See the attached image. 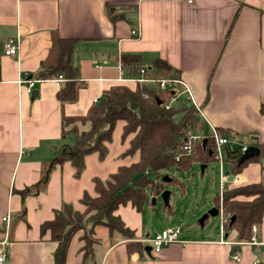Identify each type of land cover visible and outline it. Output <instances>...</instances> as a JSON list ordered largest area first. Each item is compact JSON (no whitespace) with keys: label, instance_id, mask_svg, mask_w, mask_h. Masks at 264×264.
<instances>
[{"label":"crops","instance_id":"1","mask_svg":"<svg viewBox=\"0 0 264 264\" xmlns=\"http://www.w3.org/2000/svg\"><path fill=\"white\" fill-rule=\"evenodd\" d=\"M53 32L77 40L71 63L78 70V81L76 98L71 102L60 103L56 98L64 80H36L31 92L18 82L20 78L35 80ZM10 38L18 41L14 56L4 54V44ZM122 54L139 55L141 68L150 73L155 59L165 61L177 71L191 100L201 109L203 125L210 131L229 129L234 134L230 140L246 147L264 144V116L258 112L259 105L264 103V0H0L3 264H53L56 243L48 231L41 233V224L52 220L54 212L64 205L83 212L82 196H96L94 178L105 180L119 167L138 160L137 154L120 157L130 137L121 139L123 122H118L103 160L97 153L87 155L77 178L69 162L56 165L42 190L25 197L19 194L38 182L42 166L54 158L62 144L73 143V136L62 135V118L85 117L101 95L111 89L135 90L141 84L153 87L152 83H140L136 77L126 75L120 64ZM143 78L154 80L152 76ZM229 150L231 147H223V162H218V196L226 187L264 181V159L250 162L238 174L231 175L229 160L225 162ZM163 209L170 216V208ZM114 215L135 232L134 239L110 234L105 226L96 225L91 227L96 241L93 259H82L84 243L81 232H77L69 243L65 264L264 262V218L254 235L258 245L236 242L234 232L225 239L221 226L220 235L211 231L196 236L180 235L181 242L148 256L144 251L129 252L127 244L148 246L140 240L176 226H162L150 233L149 224L144 232L139 212L130 204L120 206ZM4 217L5 222L1 220ZM233 247L239 250L231 253Z\"/></svg>","mask_w":264,"mask_h":264},{"label":"trees","instance_id":"2","mask_svg":"<svg viewBox=\"0 0 264 264\" xmlns=\"http://www.w3.org/2000/svg\"><path fill=\"white\" fill-rule=\"evenodd\" d=\"M50 42L48 53L34 78L38 81L62 78L65 83L56 93L57 100L60 103L74 101L78 70L71 63V53L77 40L62 38L53 32ZM120 64L128 77L152 76L154 80L168 81L179 79L178 72L161 59L152 62L151 73L146 70L143 74H140L141 60L137 54H122ZM152 86L141 84L135 90L126 87L111 89L101 95L85 117L62 118V135L73 136V143L62 144L54 158L42 166L38 182L19 192L22 197L38 193L45 187L52 168L64 162H69L74 168V177H79L87 155L97 153L100 160L106 157L108 153L106 145L112 140L115 126L118 122H123L121 139L125 140L128 137L130 139L128 147L120 157H132L137 154L138 160L129 166L119 167L105 180L94 178L92 182L96 196L90 197L87 194L82 196L80 203L85 207L83 213L75 211L71 205H64L54 212L52 220L41 224V233L48 231L50 239L56 243L53 264H65L72 237L87 224L91 227L103 225L110 234L117 233L124 238L134 239L135 232L114 215L120 206L130 204L140 212L148 194L151 197H158L164 190L161 172L174 170L183 175L191 170L194 163L206 167L215 161L213 155L209 154L212 142L209 135L200 136V140L192 145L189 155L178 156L184 138L189 132L199 135L203 123L190 101L183 102L180 96L175 95L170 89L160 90L158 83ZM158 101L161 104H158ZM166 103H170L168 109L164 107ZM258 112L264 116V103L259 105ZM178 113L181 114V119L175 122L174 116ZM215 130L219 136L234 138L229 129ZM204 139L206 143L203 148ZM258 149L257 157L241 165H237L239 150L236 152L229 150L225 162L229 160L230 174L236 175L248 163L263 160L264 144L258 145ZM170 179L171 184L178 182L173 176H170ZM213 201L215 208L221 211L224 234L234 232L236 242H250L258 233L264 218V181L226 187ZM166 208L169 211L170 207ZM90 213L93 214L86 216ZM19 216L20 218L23 216V210ZM81 240L84 243L81 249L82 259L90 261L93 259L96 241L86 236H81ZM127 248L129 252L144 251L140 243L129 242Z\"/></svg>","mask_w":264,"mask_h":264},{"label":"rangeland","instance_id":"3","mask_svg":"<svg viewBox=\"0 0 264 264\" xmlns=\"http://www.w3.org/2000/svg\"><path fill=\"white\" fill-rule=\"evenodd\" d=\"M185 95L187 98L189 97L182 88H179V96L183 102L187 101ZM173 103L174 102H172V104ZM180 119V113L174 116L175 122L180 121ZM201 130L199 136H210V130L206 124L205 126L203 125ZM230 146L228 145V148H230ZM200 166L199 163H194L191 170L183 175H179L174 170L160 173L161 177L168 175L178 180L175 184L164 183V190L170 192L168 204L171 213L170 216L164 213L166 210L163 209L164 205L160 196L156 197V204L152 207L150 203L152 197L148 196V194L147 201L139 212V218L144 224V232L146 230V225L150 224V233L155 230H161L162 226L163 228L176 226L180 227L181 236L183 235L184 237L196 236L199 234L203 235V233L207 231L220 235L221 226L223 224L220 214L206 219L202 228L198 224L199 218L213 208V199L217 197L220 192V186H218L220 167L218 162L214 161L213 163H209L206 168H204L203 172H201ZM91 214L93 213L86 216ZM84 221L86 222V220ZM78 232H81V236L93 239L90 224H87L84 229H80Z\"/></svg>","mask_w":264,"mask_h":264},{"label":"built area","instance_id":"4","mask_svg":"<svg viewBox=\"0 0 264 264\" xmlns=\"http://www.w3.org/2000/svg\"><path fill=\"white\" fill-rule=\"evenodd\" d=\"M132 34L134 35L135 32H132ZM17 51H18L17 39L16 38L8 39L4 44V54L6 56H14L17 53ZM144 71L145 70L142 68L140 70V74H143ZM57 80H63V79L59 77ZM136 80L140 83H158L160 90L170 89L177 96H179V88H182L184 90V92L187 93V95L189 96L191 105L194 106L199 118L201 119V117H202L201 109L199 108L198 105H196L191 100L190 93L188 92V89L186 88L184 82L181 79H173V80H169V81L165 80V79L147 80V79H144L143 76H140V77L136 78ZM18 82L20 84H24L26 86L27 92H31L34 84L37 81L34 79L32 80L31 78H29V79L20 78L18 80ZM164 107L166 109H168L170 107V103L164 104ZM209 134H210V137L212 139L211 149H210L209 153L211 155H213L215 161L219 162L220 164L223 162V147L228 146V145L230 146L233 143L240 144L239 142H233L232 140H230V138H228L225 135L219 136L214 128H211V131ZM199 140H200L199 135H196V134L189 132L188 135L184 138V144L181 147L180 153L178 154V156L189 155L191 152L192 145ZM240 145H241V149L239 150V152L241 154L243 151H245L246 146H244L242 144H240ZM221 176H222V173H221ZM222 178L226 180V177L222 176ZM221 187H223V185ZM220 195H221V193H220ZM219 212L221 214L220 210H219ZM1 220L3 222H5V221H7V218L4 217ZM180 235H181L180 227H172V228L165 229V230L161 231L160 233L155 234L150 239H142L140 241L142 243L144 242V244H147L150 247V252L148 255V256H150L151 253L157 254L164 247H166L172 243L181 242L180 241ZM250 244L258 245V243L256 242L254 237L251 239ZM234 258L236 259L237 257L234 256ZM4 260H5V256H4L2 247L0 246V264H3Z\"/></svg>","mask_w":264,"mask_h":264},{"label":"water","instance_id":"5","mask_svg":"<svg viewBox=\"0 0 264 264\" xmlns=\"http://www.w3.org/2000/svg\"><path fill=\"white\" fill-rule=\"evenodd\" d=\"M158 104H161L160 101L157 102ZM205 143H206V139L202 140V145H203V148L205 146ZM241 149V145L238 144V143H233L231 145V150L233 152H236L238 150ZM210 154V153H209ZM259 155V149L257 147H254V146H247L245 151H243L238 160H237V165H241L242 163H244L245 161L253 158V157H257ZM205 166L204 165H201L200 166V171L203 172ZM225 175L227 176L228 175V172L225 173ZM232 176L229 177V181H232ZM171 179L168 175H164L161 177V182L162 183H170ZM162 202H163V205L165 207H168L169 204H168V201H169V196H170V192L167 191V190H163L161 192V194L159 195ZM151 202V205L152 206H155L156 204V197H152V199L150 200ZM218 215V209H216L215 207L214 208H211L209 211H207L205 214H203L199 220H198V224L199 226L202 228L203 225H204V222L206 221V219H208L209 217H214V216H217ZM224 238L226 239L227 238V234H225ZM144 252L149 255V252H150V247L149 246H145L144 248ZM236 250H239L238 247H233L232 250H231V253L236 251Z\"/></svg>","mask_w":264,"mask_h":264}]
</instances>
